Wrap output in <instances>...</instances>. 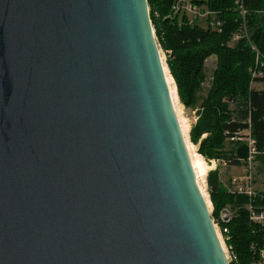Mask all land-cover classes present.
Listing matches in <instances>:
<instances>
[{
  "label": "water",
  "instance_id": "95a60500",
  "mask_svg": "<svg viewBox=\"0 0 264 264\" xmlns=\"http://www.w3.org/2000/svg\"><path fill=\"white\" fill-rule=\"evenodd\" d=\"M0 264H229L148 0H0Z\"/></svg>",
  "mask_w": 264,
  "mask_h": 264
},
{
  "label": "trees",
  "instance_id": "16d2710c",
  "mask_svg": "<svg viewBox=\"0 0 264 264\" xmlns=\"http://www.w3.org/2000/svg\"><path fill=\"white\" fill-rule=\"evenodd\" d=\"M182 1L210 12L215 22L222 24L221 31L203 27L187 14L176 13L175 8ZM237 1L148 0L159 47L173 53L167 64L180 101L185 108L198 111L199 119L190 133L192 143L199 146L200 156L227 159L232 166L240 165L246 148L240 142L229 141V137L248 128V121L259 149L264 151V0H241L246 10L245 22ZM244 25L248 37L244 35ZM236 37L239 38L235 40ZM213 57L216 68L205 92L206 62ZM228 146L232 149L228 150ZM208 183L213 217L226 205H237L242 200L225 191L218 172L210 173ZM231 231L238 258L247 264L249 245L264 235L253 232L244 213L231 225Z\"/></svg>",
  "mask_w": 264,
  "mask_h": 264
},
{
  "label": "built area",
  "instance_id": "2783aa9c",
  "mask_svg": "<svg viewBox=\"0 0 264 264\" xmlns=\"http://www.w3.org/2000/svg\"><path fill=\"white\" fill-rule=\"evenodd\" d=\"M237 7H239L240 15L245 22L246 10L241 0L237 1ZM175 12L187 14L189 16L192 14L194 17L193 21H199L198 24H201V20H205L206 26L202 25L203 27L210 26L213 30L222 27L221 23L215 22L214 16L210 12L198 5L191 4L189 1H182V3H179L175 8ZM209 19H211L210 22ZM218 31H221V29ZM244 35L248 37L246 25H244ZM238 38L239 37H236L235 40ZM161 52L167 65V60L173 53L172 51L165 52L160 49V54ZM197 112V110L194 111L196 122L199 119ZM247 123L248 128L239 130L233 137H229V141L240 142L244 144L246 148V157L240 160V165L232 166L227 159L209 161L210 164L213 163L214 166H216L214 172H218L219 178L222 172L220 168H225V177H227L224 186L225 191L232 196L238 197L239 200L242 199L237 205H226L216 217H213L214 206L209 199L210 209L209 207L208 209L219 241L221 244L222 241L224 243L222 247L229 264H242L238 258L231 231V225L242 213H244V217H246V221L248 225L252 227L253 232L262 233L264 235V151L259 149L257 140L253 136L251 122L248 121ZM228 169H238L240 172L229 174L227 171ZM248 253L249 260L247 264H264V237L262 240L250 244Z\"/></svg>",
  "mask_w": 264,
  "mask_h": 264
},
{
  "label": "rangeland",
  "instance_id": "374dc122",
  "mask_svg": "<svg viewBox=\"0 0 264 264\" xmlns=\"http://www.w3.org/2000/svg\"><path fill=\"white\" fill-rule=\"evenodd\" d=\"M191 18L194 19V17L192 16V14H190ZM200 25L202 26H206V21L205 20H201L200 21ZM169 51H172V50H169ZM166 52V51H165ZM161 55H162V52H161ZM163 58V61H164V64H165V68H166V73H167V77L169 79V84L171 86V90H172V93H173V97L175 99V107H176V111H177V114H178V117L180 119V122H181V126H182V130H183V133L185 135V138H186V141H187V144H188V147H189V150H190V154H191V158H192V161L193 162H197L201 159H203L205 162H206V165L209 169L208 170V174L206 175L205 178H201V179H198L199 180V184L201 186V189L203 191V193L205 194V197H206V200L209 204V199L211 200V194H210V186H209V183H208V178H209V175L210 173H213L214 172V168L216 166H214V164H210L209 161L211 160H214V159H206L205 157H202L198 154L199 153V146H196L194 143H192L191 141V130H192V127L196 124V121H195V115H194V111L192 109H187L185 108V106L181 103L180 101V98H179V95H178V90L176 89L177 88V85H176V82H174V78L172 77L171 75V72L168 68V64L166 65L165 63V60H164V56H162ZM168 62V60H167ZM216 68V58H210L207 62H206V71H207V77H208V82L205 84L204 86V90L206 92V90H208L210 88V84L212 82V74L214 72ZM205 95V93H204ZM230 110L233 111V107L231 105L230 107ZM227 149H232L231 146H228ZM216 160V159H215ZM221 173H220V183H222L223 187L225 186V181L227 180V177H225V168L221 167ZM229 172V174H235V173H238L240 172V170L238 169H228L227 170ZM209 196V198H208Z\"/></svg>",
  "mask_w": 264,
  "mask_h": 264
},
{
  "label": "bare ground",
  "instance_id": "6f19581e",
  "mask_svg": "<svg viewBox=\"0 0 264 264\" xmlns=\"http://www.w3.org/2000/svg\"><path fill=\"white\" fill-rule=\"evenodd\" d=\"M161 57H162V55H161ZM161 60H162V63H163L164 69H165V75H166L167 84H168V87H169V91H170V96H171V99H172V103H173V106H174L175 111H176V107H175V99H174V97H173V93H172V90H171V86H170V84H169V79H168V77H167L168 75H167V73H166V68H165V64H164L163 58H162ZM176 114H177V111H176ZM177 117H178V114H177ZM178 120H179V123H180V125H181V122H180L179 117H178ZM181 129H182V126H181ZM182 132H183V130H182ZM183 136H184V138H185L184 133H183ZM185 142H186L187 149H188V152H189V155H190V159H191V162H192V165H193V168H194L195 174H196L197 183H198V185H199V188H200V190H201L203 196L205 197V194L203 193V191H202V189H201V186H200V184H199V180H198V179H201V178H205V177H206V175L208 174V170H207V169H209V168L207 167L208 164L206 165V162H205L203 159H201V160H199V161H197V162H193V161H192V158H191L190 150H189V147H188V144H187V141H186V138H185ZM205 199H206V197H205ZM206 201H207V200H206ZM207 206H208L209 209H210V203L208 204V202H207ZM219 235H220V234H219ZM220 238H221V235H220ZM222 244H224L223 241H222Z\"/></svg>",
  "mask_w": 264,
  "mask_h": 264
}]
</instances>
